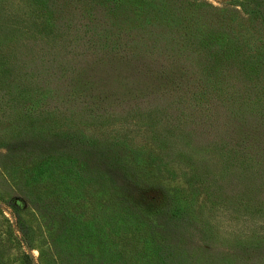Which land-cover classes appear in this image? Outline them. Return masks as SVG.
Wrapping results in <instances>:
<instances>
[{"label": "trees", "instance_id": "obj_1", "mask_svg": "<svg viewBox=\"0 0 264 264\" xmlns=\"http://www.w3.org/2000/svg\"><path fill=\"white\" fill-rule=\"evenodd\" d=\"M214 1L0 0L8 107L82 118L60 96L77 94L85 61L148 65L160 81L119 98L144 110L133 126L115 113L107 137L49 132L40 178L78 189L97 222V241L93 227L64 237L79 239L81 264H264V0Z\"/></svg>", "mask_w": 264, "mask_h": 264}, {"label": "rangeland", "instance_id": "obj_2", "mask_svg": "<svg viewBox=\"0 0 264 264\" xmlns=\"http://www.w3.org/2000/svg\"><path fill=\"white\" fill-rule=\"evenodd\" d=\"M207 1L218 5L214 0ZM237 15L241 23H248L243 11ZM85 62L81 75L75 80L77 94L68 86L66 94L62 91L60 96V99H72L65 106L72 108L73 103H77L85 110L87 113L82 118L65 114L55 119L47 114L37 119L26 112V102L24 105L15 98L17 105L15 108L12 105V109L0 99V264H81L79 239L72 238L67 243L64 240L69 235L70 225L80 228L83 235L93 227L92 240L97 241V222L89 217L87 200L79 190L63 182L55 184L56 177L51 172L45 171L42 178L39 176V160L49 158V132L56 124L70 125L76 132L80 131V135L107 137L110 127L104 125L115 113L122 117L120 121L133 126L137 110H144L137 104L124 105L119 98L145 93L154 86L157 88L160 81L148 74V65L122 63L113 57ZM67 73L61 70L59 74L67 77ZM60 75L54 80L61 78ZM25 85L24 89L32 88ZM52 86L57 88L54 83ZM75 95L84 98L78 99ZM109 101L115 102L110 106ZM135 130L130 127L127 134L136 136ZM123 133H118L122 142L131 148ZM52 239L61 257L51 250Z\"/></svg>", "mask_w": 264, "mask_h": 264}]
</instances>
